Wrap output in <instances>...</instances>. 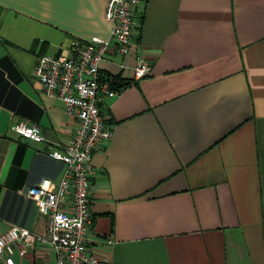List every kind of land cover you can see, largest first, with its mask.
I'll return each instance as SVG.
<instances>
[{"label":"crops","instance_id":"crops-1","mask_svg":"<svg viewBox=\"0 0 264 264\" xmlns=\"http://www.w3.org/2000/svg\"><path fill=\"white\" fill-rule=\"evenodd\" d=\"M108 0H0V236L41 233L26 195L64 165L11 131L37 124L67 143L78 124L32 72L74 40L107 39ZM151 76L103 97L112 125L94 152L88 246L111 264H264V0H141ZM135 58L109 53L108 79ZM16 264H56L38 246Z\"/></svg>","mask_w":264,"mask_h":264},{"label":"built area","instance_id":"built-area-1","mask_svg":"<svg viewBox=\"0 0 264 264\" xmlns=\"http://www.w3.org/2000/svg\"><path fill=\"white\" fill-rule=\"evenodd\" d=\"M141 0H108L103 19L110 26L107 39L97 36L88 41L74 40L63 54L38 56L33 77L45 94L61 101L78 127L67 143L48 141L37 124L19 121L10 129L23 139L45 145L46 154L64 165L57 183L42 181L27 190L45 218L41 233L11 226L0 236V264H16L15 253L27 256L38 246H48L56 264H111L88 246L93 217L91 211L94 152L112 136V125L103 112V97L113 98L114 89L100 69L109 53L133 55L132 81L151 76L152 63L139 52L143 14Z\"/></svg>","mask_w":264,"mask_h":264},{"label":"trees","instance_id":"trees-1","mask_svg":"<svg viewBox=\"0 0 264 264\" xmlns=\"http://www.w3.org/2000/svg\"><path fill=\"white\" fill-rule=\"evenodd\" d=\"M112 87L117 90H123L126 86L135 84L136 82H133L130 79L124 80L120 78H111ZM110 124V123H109Z\"/></svg>","mask_w":264,"mask_h":264}]
</instances>
